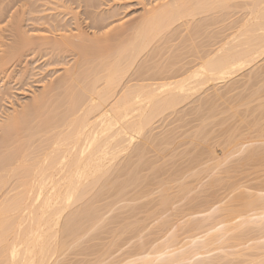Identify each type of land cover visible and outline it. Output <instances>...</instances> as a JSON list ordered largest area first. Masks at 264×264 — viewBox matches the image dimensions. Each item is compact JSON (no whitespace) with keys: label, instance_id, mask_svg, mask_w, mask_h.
Instances as JSON below:
<instances>
[{"label":"bare ground","instance_id":"obj_1","mask_svg":"<svg viewBox=\"0 0 264 264\" xmlns=\"http://www.w3.org/2000/svg\"><path fill=\"white\" fill-rule=\"evenodd\" d=\"M143 9L104 38L12 23L0 70L73 58L0 121V264H264V0Z\"/></svg>","mask_w":264,"mask_h":264},{"label":"rangeland","instance_id":"obj_2","mask_svg":"<svg viewBox=\"0 0 264 264\" xmlns=\"http://www.w3.org/2000/svg\"><path fill=\"white\" fill-rule=\"evenodd\" d=\"M156 1L160 0H0V57L14 40V20H18L27 35L58 37L78 25L89 36L99 37L106 31L101 35L104 38L113 33L119 21L139 17L147 2ZM48 52V49L34 50L29 46L18 60L4 64L3 71L0 70V121L13 109L30 104L32 97L40 94L50 80L63 73L64 62H71L73 58L67 52L57 61ZM25 67L31 68L30 74L22 77L19 69Z\"/></svg>","mask_w":264,"mask_h":264}]
</instances>
